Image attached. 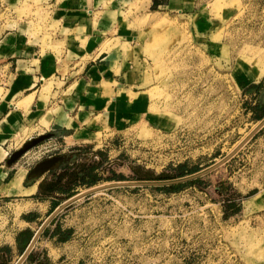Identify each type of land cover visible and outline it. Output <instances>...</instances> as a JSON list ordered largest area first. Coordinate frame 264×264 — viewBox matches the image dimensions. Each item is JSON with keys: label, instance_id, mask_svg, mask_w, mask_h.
Wrapping results in <instances>:
<instances>
[{"label": "rangeland", "instance_id": "rangeland-1", "mask_svg": "<svg viewBox=\"0 0 264 264\" xmlns=\"http://www.w3.org/2000/svg\"><path fill=\"white\" fill-rule=\"evenodd\" d=\"M108 2L117 11L98 29L102 47L124 51L134 44L127 55L133 65L113 82L126 92L109 90L108 101L85 120L79 148L81 159L100 161L94 173L116 171L124 178L90 186L163 180L138 179L129 165L139 176L154 177L176 174L178 163L197 171L221 159L264 116L255 119L245 108L255 96L247 62L264 58V0H195L187 11L167 13L157 6L141 11L144 0ZM48 15L37 0H0V33L28 19L31 34L50 38L56 31ZM257 97L264 102V91ZM35 128L13 134L6 155ZM41 152L34 146L24 153L27 164ZM194 178L176 189L140 184L94 190L57 214L58 223L73 225L65 243L53 244L45 231L32 248L48 264H264V124ZM14 201L0 199V245L24 225L14 213L22 203ZM224 202L230 204L225 215ZM17 255L13 247L6 257L12 262Z\"/></svg>", "mask_w": 264, "mask_h": 264}, {"label": "crops", "instance_id": "crops-1", "mask_svg": "<svg viewBox=\"0 0 264 264\" xmlns=\"http://www.w3.org/2000/svg\"><path fill=\"white\" fill-rule=\"evenodd\" d=\"M108 1L37 0L48 8L47 21L53 24L54 35L42 40L41 33L31 34L28 19L19 20L16 27L0 33V199L13 197V206L22 203L14 207V213L20 214V220L24 223L12 232L11 239L5 243L10 251L13 247L17 250V231L27 228L33 232L30 222L42 220L57 204L85 187L76 179L78 166L85 162L81 159L79 148L83 140L84 122L93 118L108 101L106 93L109 90H119L122 94L126 92L120 83L116 89L113 82L124 79L126 71L132 67L133 62L128 60L127 55L129 50L134 51V44L124 45V51L118 46L102 47L105 40L98 34V29L100 25L106 27L110 24L117 11L116 4L111 6ZM194 2L156 0L155 6L163 9V13L184 12ZM151 3L152 0H144L143 5H139L140 10L148 9ZM259 63L264 64V58ZM263 75L264 71L255 79L250 72L248 78L253 83L251 94L257 92L254 86ZM111 98V101L118 99L115 95H111ZM122 100L125 101L126 97ZM255 100L256 96L252 102ZM28 125H35V135L48 129L53 132L50 137L34 145L43 150L42 155L35 156L36 159L27 164L24 153L32 146L20 155L21 159L19 156L10 165H5L6 149L10 144L8 140L21 127ZM53 154H62L66 159L37 177L26 176L35 161ZM94 169H91V173H94ZM16 180H19V185L11 191ZM88 195L72 200L60 210ZM60 210L45 226L50 223V231L57 223L60 228H69L70 234L66 239L59 240L55 234L49 235L47 232L46 237L55 245L65 243L73 231V225H62L56 221ZM27 212H33V217L23 218L22 215ZM7 261L9 264L13 262ZM31 264L36 263L31 261Z\"/></svg>", "mask_w": 264, "mask_h": 264}, {"label": "water", "instance_id": "water-1", "mask_svg": "<svg viewBox=\"0 0 264 264\" xmlns=\"http://www.w3.org/2000/svg\"><path fill=\"white\" fill-rule=\"evenodd\" d=\"M264 124V116L258 121V123L251 129V131L241 140L239 143L227 154H225L221 159L218 161H215L211 163L210 165L197 170L195 172L189 173L187 175H182L170 179H163V180H115L110 181L106 183H101L98 185H93L90 187H87L84 190L78 191L66 199H64L62 202L57 204L51 211L47 213V215L39 222L37 227L32 232L29 240L27 241L26 245L22 249V251L18 254V256L15 258V260L11 264H20L28 254V252L33 247L34 242L36 241L37 237L39 236L40 232L44 228V226L50 221V219L66 204L71 202L72 200L86 195L94 190L115 186V185H140V184H171V183H177L182 182L191 178H194L196 176H199L203 174L204 172L214 168L215 166L222 163L226 158H228L249 136H251L257 129H259ZM53 134L52 131H46L41 132L36 135H31L28 138H26L18 147L12 149L7 156L4 159L5 165H10L13 163L24 151H26L28 148L32 147L33 145L39 143L45 138L50 137ZM66 159L65 156L62 154H53L46 157H43L33 163V165L28 169L26 176L28 177H37L42 173L44 170H47L53 166H55L57 163H60Z\"/></svg>", "mask_w": 264, "mask_h": 264}, {"label": "trees", "instance_id": "trees-1", "mask_svg": "<svg viewBox=\"0 0 264 264\" xmlns=\"http://www.w3.org/2000/svg\"><path fill=\"white\" fill-rule=\"evenodd\" d=\"M162 1V0H161ZM155 4H156V0H152V3H151V7H155ZM263 83V84H262ZM254 91L256 92L255 93V96H256V100L254 102H248V106L245 107V108H248L249 111L251 112L252 116L255 118V119H258V118H261L263 115H264V102L262 100H260L257 95L260 94V91H264V75L262 76L261 80L254 86ZM100 165V161L98 162H90V161H85V162H82L79 166H78V169L77 171H79L76 175V179H77V182L78 183H84L85 186H88V185H91L93 183H96L98 182L99 180L101 179H122L124 178L123 175L121 173H117L116 171H111L110 175H106V176H103L101 177L100 175H97L96 173H91V169L92 168H95L96 166ZM184 164L183 163H178L176 165V169H177V172L176 174L174 175H165L163 173H158L156 174L154 177H151L150 176H145V175H141L139 176L136 171H134V166L132 165H129V168L131 171L134 172V175L137 176L138 179H146V178H172V177H178V176H182L186 173H191L193 171H195L197 168L195 167H191L189 169H185L184 167ZM197 178H193L192 180H189V181H185L184 183H171V184H168V185H165L167 186V188L169 189H176L177 187L181 186L182 184H185V183H189V182H193L194 180H196ZM219 191V189H217ZM68 194H71V193H68ZM230 204L227 203V202H224L222 204V213L223 215L226 214V207H228ZM34 215L33 212H27V213H24L22 215L23 218L25 219H30L32 218ZM53 220V218L50 220V222ZM45 231H48L49 235H56L57 239L59 240H64L66 239L69 234H70V229L69 228H60L59 225L57 223H55L52 227V229L49 231L48 230V227L45 226L41 233L45 232ZM32 234V231L30 229H27V228H24V229H21L19 231H17L16 235H15V243H16V248H17V251H18V254L22 251V249L24 248V246L26 245L27 241L29 240L30 236ZM10 249H9V246H7L6 244H3L0 246V264H9L8 263V259L6 257V254L8 255ZM4 254V256H3ZM39 253L34 250V249H31L28 254L26 255L25 257V260H28V261H32L36 264H48L47 261H42L39 259Z\"/></svg>", "mask_w": 264, "mask_h": 264}, {"label": "bare ground", "instance_id": "bare-ground-1", "mask_svg": "<svg viewBox=\"0 0 264 264\" xmlns=\"http://www.w3.org/2000/svg\"><path fill=\"white\" fill-rule=\"evenodd\" d=\"M256 61H248L247 62V67L248 70L251 72V76L255 79H258L259 76L263 73L264 71V64H257L255 63ZM14 187L11 188V191L14 190L18 185H19V180H16L13 182ZM8 191V190H7Z\"/></svg>", "mask_w": 264, "mask_h": 264}]
</instances>
